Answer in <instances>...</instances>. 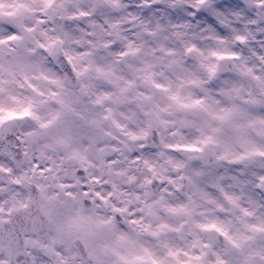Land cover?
I'll return each mask as SVG.
<instances>
[{
    "label": "clouds",
    "instance_id": "1",
    "mask_svg": "<svg viewBox=\"0 0 264 264\" xmlns=\"http://www.w3.org/2000/svg\"><path fill=\"white\" fill-rule=\"evenodd\" d=\"M0 264H264V0H0Z\"/></svg>",
    "mask_w": 264,
    "mask_h": 264
}]
</instances>
